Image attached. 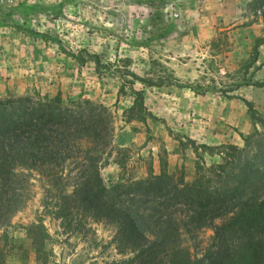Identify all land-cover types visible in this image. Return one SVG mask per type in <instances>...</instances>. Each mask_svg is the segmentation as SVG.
<instances>
[{
  "label": "rangeland",
  "instance_id": "obj_1",
  "mask_svg": "<svg viewBox=\"0 0 264 264\" xmlns=\"http://www.w3.org/2000/svg\"><path fill=\"white\" fill-rule=\"evenodd\" d=\"M218 1L16 0L0 7V98H59L64 105L88 101L105 107L111 114L110 144L99 150L91 145L87 155L98 151L106 187L160 173L191 182L197 161L187 138L208 147H243L255 126L238 98L264 118V88L253 86L264 82V44L256 61L252 55L254 41L264 36L262 9L254 15L249 0ZM252 22L258 24L252 28ZM247 63L251 67L243 73ZM131 74L145 80L132 83L142 92L144 119L131 114ZM256 128L261 131L259 124ZM220 155L213 149L202 158L207 166L222 164ZM80 165L78 159L66 160L53 180L50 167L17 171L28 189L22 207L0 225V264H42L37 249L48 252L47 264H131L146 249L122 246L115 222L97 219L75 198L62 197L73 190ZM65 200L72 205L66 215L60 212ZM195 233L182 231L181 264L186 258L204 264L216 249L211 228ZM161 247L151 246L144 263L164 264L179 246H164L160 253Z\"/></svg>",
  "mask_w": 264,
  "mask_h": 264
},
{
  "label": "trees",
  "instance_id": "obj_2",
  "mask_svg": "<svg viewBox=\"0 0 264 264\" xmlns=\"http://www.w3.org/2000/svg\"><path fill=\"white\" fill-rule=\"evenodd\" d=\"M248 5L254 15L257 8L264 15V0H249ZM153 15L161 19L159 11ZM262 44L264 36L254 41V61ZM250 67L251 63H247L243 73ZM131 77V114L144 119V98L140 90H133L132 83L145 80L136 74ZM253 86L264 88V82H254ZM238 99L247 108L254 132L243 137L241 148L208 147L187 138L197 161L191 182H186L182 175L160 173L106 187L99 176L98 151L87 155L91 145L93 150H99L110 144L111 114L105 107L88 101L64 105L59 98H0V225L5 224L12 211L22 207L27 193V182L17 171L50 167L54 170L52 180L59 179L56 176L66 160L78 159L81 171L72 182L73 190L61 195L75 198L97 219L115 222L122 246H147L137 255V261L130 259L129 263L148 264L144 257L151 246H162L158 248L160 253L164 246H179L172 249L164 264H181L177 253L186 246L182 231L195 235L196 231L211 228V245L216 249L209 252L204 264H215L217 260L216 264H264V223L258 224L264 220V118L250 101ZM142 109L145 111L141 112ZM86 141L88 149L84 147ZM213 149L221 154L223 163L207 166L202 154L209 155ZM66 200L60 209L64 215L71 205ZM216 219L220 222L215 223ZM69 226L67 220L64 228ZM32 233L28 237L32 238ZM2 238L6 241L5 236ZM36 253L37 260L47 264L48 252L37 249ZM186 261L190 264L187 258Z\"/></svg>",
  "mask_w": 264,
  "mask_h": 264
},
{
  "label": "built area",
  "instance_id": "obj_3",
  "mask_svg": "<svg viewBox=\"0 0 264 264\" xmlns=\"http://www.w3.org/2000/svg\"><path fill=\"white\" fill-rule=\"evenodd\" d=\"M16 2V0H0V7H9L11 5H13ZM171 18H177V14L176 13H171L170 14Z\"/></svg>",
  "mask_w": 264,
  "mask_h": 264
},
{
  "label": "crops",
  "instance_id": "obj_4",
  "mask_svg": "<svg viewBox=\"0 0 264 264\" xmlns=\"http://www.w3.org/2000/svg\"><path fill=\"white\" fill-rule=\"evenodd\" d=\"M218 3H219V4H222V3H224V2H222V0H219ZM256 24H258V22H252L250 27L253 28L254 25H256ZM154 171H155L156 174H159V171H157V170H154ZM157 172H158V173H157ZM155 173H154V174H155ZM8 264H15V263H14V262H9Z\"/></svg>",
  "mask_w": 264,
  "mask_h": 264
}]
</instances>
